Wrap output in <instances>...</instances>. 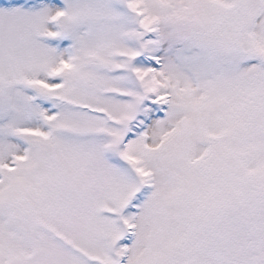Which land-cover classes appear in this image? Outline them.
<instances>
[{"label":"snow or ice","instance_id":"obj_1","mask_svg":"<svg viewBox=\"0 0 264 264\" xmlns=\"http://www.w3.org/2000/svg\"><path fill=\"white\" fill-rule=\"evenodd\" d=\"M0 264H264V0H0Z\"/></svg>","mask_w":264,"mask_h":264}]
</instances>
